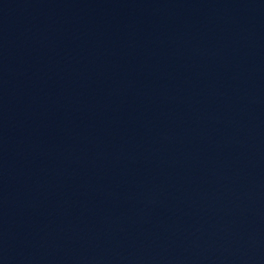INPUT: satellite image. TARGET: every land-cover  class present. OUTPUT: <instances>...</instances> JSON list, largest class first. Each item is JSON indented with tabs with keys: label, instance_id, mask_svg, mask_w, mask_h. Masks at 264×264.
<instances>
[{
	"label": "water",
	"instance_id": "obj_1",
	"mask_svg": "<svg viewBox=\"0 0 264 264\" xmlns=\"http://www.w3.org/2000/svg\"><path fill=\"white\" fill-rule=\"evenodd\" d=\"M0 264H264V0H0Z\"/></svg>",
	"mask_w": 264,
	"mask_h": 264
}]
</instances>
